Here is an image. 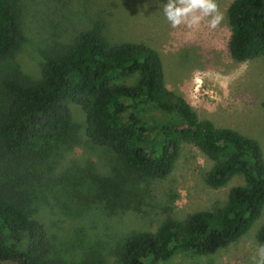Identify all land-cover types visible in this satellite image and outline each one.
<instances>
[{
  "label": "trees",
  "instance_id": "trees-1",
  "mask_svg": "<svg viewBox=\"0 0 264 264\" xmlns=\"http://www.w3.org/2000/svg\"><path fill=\"white\" fill-rule=\"evenodd\" d=\"M227 18L231 58L264 59V0H234ZM22 38L19 4L0 0V59L11 55ZM0 90V161L6 166L14 159L33 162L46 138L66 139L74 126L69 105L76 104L85 115L88 141L108 148L129 174L164 178L181 145L191 143L214 163L205 176L209 186L243 177L244 184L231 188L223 206L183 220L167 216L154 232L129 234L117 264H161L180 253H214L239 239L264 213L260 144L199 119L183 97L165 87L160 56L145 44L111 43L98 29L82 30L71 43L45 54L40 79L26 81L11 74L1 79ZM29 181L28 175L20 177L22 184ZM20 190L0 180V264H109L103 258L56 262L52 239ZM111 205L115 210L120 204ZM257 241L264 244V223Z\"/></svg>",
  "mask_w": 264,
  "mask_h": 264
},
{
  "label": "rangeland",
  "instance_id": "rangeland-1",
  "mask_svg": "<svg viewBox=\"0 0 264 264\" xmlns=\"http://www.w3.org/2000/svg\"><path fill=\"white\" fill-rule=\"evenodd\" d=\"M16 1L23 38L11 55L0 59V81L11 74L26 81L40 79L50 49L95 28L111 43H142L156 50L168 90L183 97L199 119L255 139L264 156V59L231 58L227 10L234 0H217L225 19L216 30L206 25L173 29L163 13L167 0ZM69 107L74 126L66 139L46 138L47 145L33 162L16 163L13 158L6 166L0 161V180L21 188L30 212L52 239L56 262L103 258L117 264L129 234L154 232L167 216L183 220L191 213L219 208L231 188L244 184L236 175L222 187L209 186L205 176L214 163L191 143L181 145L164 178L129 174L108 148L88 141L83 111L76 104ZM27 175L28 184L20 183ZM112 202L118 205L115 210ZM263 223L264 213L239 239L214 253H180L161 264H250Z\"/></svg>",
  "mask_w": 264,
  "mask_h": 264
},
{
  "label": "clouds",
  "instance_id": "clouds-1",
  "mask_svg": "<svg viewBox=\"0 0 264 264\" xmlns=\"http://www.w3.org/2000/svg\"><path fill=\"white\" fill-rule=\"evenodd\" d=\"M163 13L173 29L195 30L206 25L216 30L225 19L217 0H167ZM250 264H264V244L257 246Z\"/></svg>",
  "mask_w": 264,
  "mask_h": 264
}]
</instances>
